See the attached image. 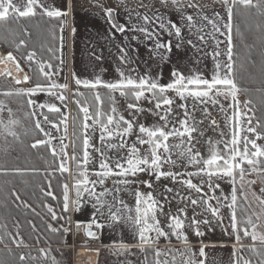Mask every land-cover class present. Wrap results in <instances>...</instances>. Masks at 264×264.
Listing matches in <instances>:
<instances>
[{
  "label": "snow or ice",
  "instance_id": "1",
  "mask_svg": "<svg viewBox=\"0 0 264 264\" xmlns=\"http://www.w3.org/2000/svg\"><path fill=\"white\" fill-rule=\"evenodd\" d=\"M167 2L168 0H161V3L167 4ZM178 3L179 0H172L173 5ZM223 3L227 13V19L223 22L224 31H221V26L216 20L207 15L202 17L216 33L226 37L223 42L216 41V50L212 53L214 68L210 77H206L202 73L185 75L175 69L171 72V79L167 83H160L159 76L153 77L150 74L135 77L126 76L122 71L119 72V79L113 82L102 81L99 77L93 81L74 77L77 86L74 95L84 97L85 93L80 91L82 87L91 92L94 103L90 105L87 100L83 103L78 99L74 100L80 115L73 117V136L75 139L72 142L73 155L70 158L67 153L68 144L65 143L68 114L62 113L61 108L55 103H37L31 98L44 93L61 102L67 100L64 91L68 89L69 85L58 83L53 79V76L58 73L50 61H37L36 52H28L25 59L29 62V66L32 63H36L38 66L35 74L36 83L26 89H16L15 92L3 93L5 96L28 97L27 104L34 109L31 112L32 116L37 115L36 108L47 109V113L59 114L60 119L57 123L50 120L49 115L45 112L39 113L43 116V122L50 124L52 128L58 130L63 126L64 135L60 138L59 145L53 144L54 137L46 131L41 121L37 119L34 122V127L43 133L47 139H36L31 144V148L46 147L53 157V164L56 166L54 170L59 171L62 175L70 173L68 161L71 159L75 164V171L71 173L72 188L75 190V198L72 200L74 209L80 210L82 198L86 193L89 198L95 201L92 207L96 214L104 217V209H107V219L110 222L108 226L123 223L133 230L138 237L140 250L142 252H147L149 249L153 251L154 264H174L175 261V257L172 258V261L167 258L169 252L172 251L171 249L165 251L152 247L159 242L161 237L167 239L170 235H174L187 243L185 234L187 227L193 228L195 234L200 236L203 233L199 230V226L210 223L208 219H197L199 214L194 212L190 223L186 225L185 221L189 219L187 214L189 203L194 207L202 206L204 212L210 213L214 219L220 222L223 220L221 209L227 208L231 234L235 236L237 242L241 241L242 237L250 238L252 243L248 246V251L258 257L256 264H264V122L256 119L255 112L249 107L252 104L251 100L244 101L243 107H241L239 95L242 92L247 93L249 90L242 88L237 79L238 70L233 37L234 10H239L241 14L248 15L252 14L254 9L264 19V0H223ZM187 6L199 7L192 0H189ZM67 15L68 11L53 7L47 0H0V25H7L10 21L20 22L36 17H47L49 20H60V32L63 33L67 24V20L64 18ZM106 16L113 28L119 32L125 31L123 25L118 26L112 21L113 9H106ZM156 19L161 20L159 16ZM182 19L187 21L189 28L195 26L192 15L182 16ZM220 19L223 20V18ZM143 20L146 24L152 23L147 15L143 17ZM256 27L261 33H264V23L257 24ZM158 28L167 31L169 35L174 34L176 37L182 35L181 27L172 21H169L167 25L161 21ZM137 30L143 33L147 39H155L154 51L160 55L162 60H166L167 56L158 50L164 49L165 52H171V41L162 42L159 39L160 33L155 30L149 31L147 27H140ZM20 31L23 36L31 35L26 27ZM199 31L203 32V29ZM74 32L75 28H73ZM236 32L240 34L243 40L239 28L236 29ZM50 35L53 40L57 39L54 28L50 29ZM208 35L211 36L212 34L209 33ZM205 39V35H199L200 41H205ZM59 40L60 50H62V35ZM187 43L191 45L193 42L188 40ZM220 43L226 44L224 52L219 51ZM244 46L251 47L247 44ZM16 47L17 49L27 47L26 40L24 38L19 39ZM176 47L179 48L180 43H177ZM47 51L52 53L53 48L49 47ZM221 56L226 58L221 60ZM121 59L123 60V57ZM5 60L13 62L18 72H23L19 62L11 52L0 58V63ZM246 60L250 67L255 66L256 61L251 57V54ZM60 63H64L62 57ZM240 69L247 70L244 64L240 65ZM6 71L7 75L11 76V71ZM260 72L261 88L257 91L264 94V61L261 63ZM249 75L251 76L250 73ZM30 79L29 75L23 74L22 79L15 78V83L18 85L27 84ZM101 88L107 90L110 101L107 108H105L104 98L99 91ZM57 90L64 91L58 92ZM116 94H119L127 102L126 109L131 115V119L126 118L117 108ZM141 101H146L152 107H143ZM222 101H231L227 109ZM189 102L192 103V112L189 111ZM197 103L218 105L219 111L225 116V127L228 129L227 132L221 130L219 140L207 141L206 155L202 154L194 143V141L198 143L197 137L194 135L198 132L197 124L203 123V121H197L194 116ZM64 107L67 108V105L64 104ZM228 109H231V112ZM5 110H7L9 119L5 123L4 119L0 117V127L8 136L19 139L15 126L19 125L20 121L12 119V109H5L3 101H0V113ZM203 111L205 115H208L207 107ZM145 113L155 117V121L151 124L139 122L140 117L145 116ZM212 124L218 127L215 120L212 121ZM97 133L99 134V147L92 143V139ZM200 135L203 133L200 132ZM77 141L81 142L79 146ZM78 147L82 152L81 156L76 154ZM92 152L97 153L98 158L93 157ZM89 164L95 166L89 168ZM177 167L181 169L191 167L193 170L174 171L173 169ZM13 171L22 174L23 170L14 169ZM0 174L8 175V170L0 167ZM142 175L152 177L156 182L162 179L170 180L173 184L186 188L188 195L183 196L178 189L167 185L164 186L163 193H157L153 181L141 179ZM252 175H255L257 179H247ZM112 178H117L113 180V183L117 185L114 192L108 189L99 193L96 191L97 185L103 186L105 181ZM193 178H199V182H193ZM258 181L262 185L259 194L252 188ZM222 182L231 185L230 193H224L221 187ZM141 185L150 191H141ZM49 188H51L50 183ZM62 190V210L67 212L70 201V188L67 182L62 185ZM41 191L44 190L41 189ZM121 192L131 193L134 198V206H130L116 195ZM217 192L220 194L217 195ZM192 193L196 195L193 196ZM44 194L56 199L52 191H47ZM167 194H173L172 199L178 198L185 206L177 208L173 212L171 199ZM12 195L17 200L20 199L15 192ZM109 195L112 196L111 201L106 199ZM161 195H163V200L160 199ZM212 201H215V205ZM241 201L244 204L243 209L240 208ZM165 204L169 206L168 211H165ZM253 204L258 205V210L253 208ZM24 206L27 207L28 205L25 204ZM44 207L47 208L53 220L58 219L56 212L50 205L45 204ZM238 210L241 215H238ZM92 224L97 229L106 226L97 221L95 214ZM48 228L51 232L58 231L51 225H48ZM90 228L91 224L87 235L94 237L95 233ZM65 231L68 230L65 229ZM225 231L227 230L225 229ZM0 242H2V238H0ZM12 242L17 247L24 245L23 239L13 237ZM121 247L126 250V246L122 245ZM188 251L190 252V249ZM237 251L239 250L237 249ZM40 253L47 256L43 249H40ZM199 255H205L203 247L200 248ZM18 259L23 262L26 257L21 254ZM31 259H36V257ZM145 260L147 261V257ZM0 264H10V262L0 259ZM185 264H197V262L189 257ZM199 264H204V262L200 261ZM235 264H253V262L251 258L237 256Z\"/></svg>",
  "mask_w": 264,
  "mask_h": 264
},
{
  "label": "crops",
  "instance_id": "2",
  "mask_svg": "<svg viewBox=\"0 0 264 264\" xmlns=\"http://www.w3.org/2000/svg\"><path fill=\"white\" fill-rule=\"evenodd\" d=\"M132 1H134V4H130V6L126 5L125 0H47L53 7L68 11L67 17L64 18L67 20V24L63 33L60 32V20H49V18L44 17V21L48 22V27L55 29L57 39H52L50 47L53 48L52 55H54L55 50L59 52V63L55 64L54 60L50 58L42 59L39 55L38 46L29 39L26 40L27 46L29 45L26 53L35 51L37 61H51L54 70L58 73L53 76V79L61 84L67 83L69 85L67 92L72 89L74 77L90 81L99 77L102 81L113 82L119 79V72L121 71L126 76L135 77L146 74L153 77L159 76L160 83L169 82L171 72L174 69L185 75L202 73L204 76L210 77L214 68L212 53L216 50V41L223 42L226 37L216 33L202 17L207 15L209 18L216 20L221 26V31H224L223 22L227 19V13L223 0L214 4L212 0H206L208 4L205 3L203 6L198 4V8L188 7L189 0L188 2L179 0L177 5H173L172 0H168L167 4L161 3V0ZM108 8L113 9L112 21L118 26L123 25L125 27L124 32L117 31L109 23L106 16V9ZM217 14L219 15L217 16ZM145 15L149 17L152 23H145L143 20ZM187 15L193 16L195 26L192 28H189L187 21L182 19V16ZM157 16L161 20H157ZM220 18H223V20ZM161 21L165 25L169 21L177 23L182 29L181 37H176L174 34L169 35L167 31L160 30L158 24ZM140 27H147L149 31H158L160 33L159 39L162 42L171 41V52H165L164 49L158 50L167 56L166 60H162L160 55L154 51L155 39H147L143 33L137 30ZM73 28H75L74 33ZM200 29H203V32H200ZM209 33L212 35L209 36ZM61 35L63 36L62 50H60L59 40ZM199 35H205V41H200ZM188 40H192L193 43L188 44ZM177 43H180L179 48L176 47ZM126 44L134 45L133 53L126 47ZM16 45L17 43L9 50L15 56L19 50ZM223 45L226 46L225 43H220L219 51ZM61 57L64 60L63 64L60 63ZM121 57H123V60ZM131 57L138 58L136 59L137 64L132 62ZM75 64H77L76 67ZM26 86L28 88L33 86L31 79ZM55 100L56 98H53V101ZM60 103L64 107V103L61 101ZM62 107L61 112H64ZM254 177L251 179H257ZM213 243L215 245L207 246L214 250L204 257V264H235L238 254L235 249L242 246L240 241ZM186 244L192 249L196 248L199 242L187 241ZM130 247L132 246H126V248Z\"/></svg>",
  "mask_w": 264,
  "mask_h": 264
},
{
  "label": "trees",
  "instance_id": "3",
  "mask_svg": "<svg viewBox=\"0 0 264 264\" xmlns=\"http://www.w3.org/2000/svg\"><path fill=\"white\" fill-rule=\"evenodd\" d=\"M234 13L233 37L236 67L238 70L237 79L242 88L249 90L247 93H242L247 100L252 101L249 107L255 112L256 119L264 122V94L257 91V89L261 88L260 66L262 61H264V33H261L256 27L257 24L264 23V19L254 9L252 10V14L248 15L241 14L239 10H234ZM47 24L48 22H45L44 18L36 17L27 21H10L7 25H0V46L9 51L14 44L19 42V39L24 37L25 40L29 39L38 46L39 55L42 59L50 58L54 60L55 64H58L59 52L55 50L54 55H52L47 51L52 42L50 28ZM25 27L31 33L30 36L26 37L22 35L20 30ZM237 28H239L240 33L243 35V40L240 34H237ZM245 44L251 47H245ZM27 48H29V45L24 48L21 47L16 56L24 69L29 72L31 84L34 86L38 66L36 63H32L29 66V62L25 59ZM249 54L256 61L254 67H250L247 64L246 58ZM241 64L245 65L246 71L240 69ZM76 87L73 81L71 88L75 91ZM80 91L84 92L85 96H77L78 100L82 103L87 100L90 105L94 103L89 90L81 87ZM99 91L104 98L107 90L101 88ZM64 94L67 96V100L63 103L71 107L74 113L73 117L80 115L75 103H69L68 92L64 91ZM107 100L104 98L105 108L110 105V101ZM42 111L49 115L50 120L59 122V114L47 113V109H43ZM33 128L27 130L22 128L18 134L19 139H14L11 142V146L5 150L4 156L3 154L2 156L0 155V167L8 170V175L0 174V219L3 218L5 224L9 223L12 227L17 224L19 226L18 231H15L17 239H23L27 243L26 246L21 245L17 247L12 242L13 232L8 231L6 226L1 223L0 238H2V242H0V259L7 260L10 264L55 263L59 258V254L64 249L63 246H65L66 242L65 235L67 233L65 229L69 228L72 218L70 207L67 212L62 210V185L65 182L70 183L69 173L62 175L59 171L54 170L56 166L53 164V157L46 147L31 148V144L36 139H46L43 133H40L35 127ZM73 131L72 118V134ZM80 144L81 142L77 141V145L79 146ZM76 154L77 156L82 155L80 147L77 148ZM14 169L23 170L22 174H17L13 171ZM49 183L51 184V188H49ZM41 189L44 191H41ZM47 191H52L56 199L46 196L44 193ZM13 192L19 195V200L12 195ZM25 204L28 206L25 207ZM45 204L50 205L54 209L58 217L57 220L51 218L47 208L44 207ZM238 215H241L239 210ZM48 225L58 229V231L51 232ZM47 242L51 244H47ZM240 242L247 258H251L253 264H256L258 257L248 251V246L252 243L250 238L242 237ZM40 249H43L47 253V256L42 255ZM21 254L26 257V260L23 262L18 259ZM237 256H242V254L238 251ZM32 257H36V259H31Z\"/></svg>",
  "mask_w": 264,
  "mask_h": 264
},
{
  "label": "rangeland",
  "instance_id": "4",
  "mask_svg": "<svg viewBox=\"0 0 264 264\" xmlns=\"http://www.w3.org/2000/svg\"><path fill=\"white\" fill-rule=\"evenodd\" d=\"M188 2V0H186ZM213 4L218 3L222 0H212ZM126 5L134 4V1L132 0H125ZM183 2V1H182ZM192 2H197L195 4H208V1L206 0H192ZM131 6V5H130ZM126 47L129 48L132 53L134 52V45L126 44ZM126 48V50H128ZM226 46L223 45V47H220V51L224 52ZM2 49H4L2 47ZM137 54V53H136ZM132 58V57H131ZM226 57L221 56V59H225ZM137 57L132 58V62L134 64H137L138 61ZM140 60V59H139ZM140 62V61H139ZM77 64H75L76 67ZM168 66V64H167ZM28 88L25 85L20 86L15 84L11 79H8L6 77H0V101H3V104L5 106V109H12V119L19 120V125L15 126V130L19 134L22 128H25V130L33 128L35 120L39 119L42 123V126L46 129V131L50 132L51 135L54 137L53 144L59 145L60 138L64 135V129L63 126H61L58 130L51 127L50 124H46L43 122V116L39 115V113L42 111V109L36 108L35 111L37 112L36 116H32L31 112L33 111V108L29 107L27 104L28 97H17L15 95L13 96H5L3 93L5 92H15L16 89H26ZM74 90L69 89L68 90V99L69 103L74 102V100H77V96L74 95ZM36 96L31 97L32 99L36 100L37 103H55L58 107H62L60 100L56 99L53 101V98L50 97L44 93H40ZM105 100L108 99V94L106 93L104 95ZM239 100L241 101V107H243V102L247 101L246 97L243 93L239 95ZM52 101V102H51ZM108 101V100H107ZM231 101H222V103L225 105V108L227 109L228 104ZM179 103V101H177ZM127 102L124 98L120 97L119 94H116V106L119 109V111L126 117L131 119V115L126 109ZM70 105V104H69ZM141 105L145 108H151L152 105L148 104L146 101H141ZM207 107L208 109V115H205L203 109ZM64 112L68 114V127H67V139L65 140V143L68 144L67 153L69 158L73 155V147L72 142L74 140V136L72 134V118L74 116L73 110L69 106L67 109L65 107H62ZM189 111L192 112V103L189 102ZM229 112H231V109H228ZM63 113V112H62ZM251 115V113H250ZM146 116V119H145ZM145 116H141L139 122L141 123H147L151 124L155 121V117L152 115L145 113ZM194 116L197 121H203V123L197 124L198 132L194 133V135L197 137L198 143L194 141L196 144V148L200 150V152L204 155L207 154L208 149V140L216 141L220 139V132L221 130L227 132L228 129L225 127V116L223 113L219 111V106H213L211 103H208L207 105L204 104H196L195 110H194ZM0 117L4 119V122L7 123V120L9 119L7 110H5L3 113H0ZM215 120L217 122V125H213L212 121ZM34 129V128H33ZM200 132L203 133V135H200ZM98 133L93 137L92 143L96 146L99 145L98 140ZM47 139V137H46ZM14 141V138L11 136H8L7 133L3 131V128L0 127V155L4 156L5 150L11 146V142ZM90 151H92L90 149ZM82 154V152H81ZM93 157L98 158V154L95 152H92ZM1 158V157H0ZM175 158V157H174ZM1 163V161H0ZM68 165L70 167V201H69V207L71 209V223L69 228L66 231L65 235V246L63 251L59 254L58 260L53 264H85L84 262H80L78 255L79 251L82 250V247L89 246L94 248H99L100 250V260L99 264H154V253L151 249H149L147 252H142L140 248L138 247V237L133 232V230L126 224H115V225H109V221L107 219V209H104L105 216L100 217L99 214L95 213V209L92 207V204L95 203L94 199L89 198L87 194L85 193L82 198V203L80 206V210L76 211L74 209V205L72 204V200L75 198V190L72 188L73 179H72V172L75 171V164L74 162L69 159ZM95 165L89 164L88 167L92 168ZM167 167V166H166ZM174 171H192L193 169L191 167L187 169H181L179 167L173 169ZM255 175L247 177V179L253 178ZM254 178H257L256 176ZM95 179V177H93ZM117 178H112L107 181H105V184L103 186L97 185L96 191L99 193L103 191L104 189L112 190L114 192V189L117 187L113 183V180ZM141 179H151L153 183L156 185V192L157 193H163L164 192V186L167 185L168 187H173L179 190L180 194L183 196L188 195V190L181 185L173 184L170 180L162 179L159 182H156L154 178L148 177L147 175H142ZM193 182L198 183L199 178H193ZM135 187V186H134ZM221 187L225 194H228L231 192V185L222 182ZM262 185L260 183H256L252 186L253 190L259 194L260 188ZM140 190L143 192L150 191V189H147L140 186ZM205 191H207V188H205ZM220 193L217 192V195ZM119 198L123 199L126 203H128L130 206H134V198L129 192H121L116 194ZM169 198L171 199V209L173 212L176 211L177 208L184 207V203H182L178 198L172 199L173 194H167ZM193 196H195V193H192ZM107 200L111 201L112 196L109 195L106 197ZM160 199L163 200V195L160 196ZM213 205H215V201H212ZM240 207L243 209L244 204L241 201ZM169 206L165 204V211H168ZM253 208L258 210V205L253 204ZM115 210V209H113ZM197 213V219H208L210 223L208 225L201 224L199 226V230L203 233V235H196L195 230L191 227H187L185 229V234L187 236V241H195L199 242L198 246L196 248H190L186 246L187 244L182 240L178 239L174 235H170L169 238L161 237L159 242L152 247L154 248H160L162 250L167 251L168 249H171L172 251L168 254L169 261H172V258L175 257L174 264H185V261L191 257L193 260L199 264L200 261H205L204 257L208 255V253L213 248L207 247L208 245H215L213 242H230V241H236L235 236L231 234V228L229 225V211L227 208L221 209V216L223 217L222 222L214 219L210 213L204 212L203 207H194L190 203L187 206V214H188V220L185 221L186 225L190 223L193 214ZM249 212H251V209H249ZM94 214L96 215V219L99 223H103L106 226L101 229H97L94 224H92V220L94 217ZM253 219H255L253 217ZM6 226V229L8 231L13 232V237L17 239V234L15 231H18L19 226L17 224L10 226L9 223L5 224V221L3 218L0 219V227L2 224ZM91 224V229H93V233L95 232L94 237H87L86 235V226ZM12 229V230H11ZM225 229L227 231H225ZM165 231H167V228H165ZM154 235V234H153ZM242 235V234H241ZM27 243L24 242V245ZM47 244H51L50 242H47ZM132 246L130 248H122L121 246ZM218 245V244H217ZM204 248L205 255L200 256L199 250L200 248ZM190 249V252L188 251ZM220 249V248H219ZM235 249V248H234ZM239 250L240 254H242L243 257L247 258L246 254L244 253L243 246L236 247ZM217 250V248H216ZM238 253V251H237ZM145 257H147V261L145 260ZM224 260V259H223Z\"/></svg>",
  "mask_w": 264,
  "mask_h": 264
},
{
  "label": "bare ground",
  "instance_id": "5",
  "mask_svg": "<svg viewBox=\"0 0 264 264\" xmlns=\"http://www.w3.org/2000/svg\"><path fill=\"white\" fill-rule=\"evenodd\" d=\"M6 55H7V51L2 50V52L0 53V58L5 57ZM13 56H15V55L13 54ZM15 58L17 59L16 56H15ZM20 68L23 69L22 73L17 71L13 62L5 60L4 62L0 63V77H6L8 79H11L13 82H15V78H21L22 79L23 74L29 75V73L23 67H20ZM6 70L11 71V76L7 75ZM29 77H30V75H29ZM29 83H30V81H29ZM19 85L23 86L25 84L21 83ZM88 228H89V225H87L85 229H88ZM92 232H93V229H92ZM78 253H79L78 258H79L80 262H84L85 264H99L100 250L98 248L84 246V247H82V250H80Z\"/></svg>",
  "mask_w": 264,
  "mask_h": 264
},
{
  "label": "water",
  "instance_id": "6",
  "mask_svg": "<svg viewBox=\"0 0 264 264\" xmlns=\"http://www.w3.org/2000/svg\"><path fill=\"white\" fill-rule=\"evenodd\" d=\"M2 52V48L0 47V53ZM8 52H11L12 54H14L12 51H8ZM7 52V53H8ZM18 62H19V64H20V67H23L22 66V64H21V62L18 60V58L16 59ZM89 230V228L88 229H86V235H87V231ZM90 230L92 231V229L90 228ZM87 237H89L88 235H87Z\"/></svg>",
  "mask_w": 264,
  "mask_h": 264
}]
</instances>
